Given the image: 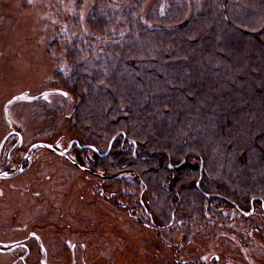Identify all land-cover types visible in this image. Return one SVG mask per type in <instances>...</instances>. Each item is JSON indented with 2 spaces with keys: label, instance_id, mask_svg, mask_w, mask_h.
<instances>
[{
  "label": "trees",
  "instance_id": "16d2710c",
  "mask_svg": "<svg viewBox=\"0 0 264 264\" xmlns=\"http://www.w3.org/2000/svg\"><path fill=\"white\" fill-rule=\"evenodd\" d=\"M87 22L107 43L73 39L62 83L103 186L185 238L213 199L264 205V0H94Z\"/></svg>",
  "mask_w": 264,
  "mask_h": 264
},
{
  "label": "rangeland",
  "instance_id": "374dc122",
  "mask_svg": "<svg viewBox=\"0 0 264 264\" xmlns=\"http://www.w3.org/2000/svg\"><path fill=\"white\" fill-rule=\"evenodd\" d=\"M155 1L164 5V0ZM93 4L94 0H0V139L16 129L24 145L45 141L66 149L72 138H78L72 127L77 100L62 81L70 74L66 56L73 39L96 50L107 43L89 28ZM55 89L66 91V96ZM22 92L32 100L13 103L5 114L4 104ZM92 156L82 152L83 164L88 166ZM34 157L35 164L17 182L25 185L31 176L39 182L29 192L9 193L8 199L31 202L19 209L20 216L31 205L45 208L50 229L42 231L50 243V264H264L260 205L244 214L213 199L203 211L204 226H196L187 238L180 232L157 235L142 223L149 224L142 208L119 197L113 188L109 192L103 181L100 188L99 178L42 148ZM119 178L126 181L132 176L121 173ZM36 190L43 195L35 196ZM143 201L151 211L149 192Z\"/></svg>",
  "mask_w": 264,
  "mask_h": 264
},
{
  "label": "flooded vegetation",
  "instance_id": "af4514ba",
  "mask_svg": "<svg viewBox=\"0 0 264 264\" xmlns=\"http://www.w3.org/2000/svg\"><path fill=\"white\" fill-rule=\"evenodd\" d=\"M56 90H64L55 89L54 91L61 94L62 96H66V91H64V95L60 92H57ZM6 103L3 107L5 114L7 113L8 107L13 104L12 103L6 105ZM36 143H44L48 146H38L33 148L29 152L30 147ZM81 147L82 146L79 144L78 138H72L66 149H60L55 144L45 141H36L24 145L22 135L16 129L9 130L0 139V264H50L52 254L50 243L47 236L42 231L50 229L48 220H46L45 216H43L45 208L40 204L36 206L31 205L30 208L28 207L26 215L20 216L19 209L23 206H29L31 202L27 203L23 201L25 199L23 198L22 201H14L15 203H13L8 199L10 197L9 193H16L18 192V190H23V193L29 192L30 188L34 185L36 186L35 183L39 182V179L36 178V176H31L30 181H28L25 185L20 184L19 181L17 182L18 178L29 172L32 166L35 164L36 159L34 157V152L38 148L45 149L52 155L62 158L73 167L99 178L100 186V183L105 180V175L102 172L92 169L91 162H89L88 166L82 164L81 153H78V148ZM73 148H75V151L72 158L70 157L69 152L73 151ZM19 150H22V153L19 157H17L16 152L18 153ZM58 151H65V155L67 157L60 154ZM93 151L97 156H104L108 154V152L105 153L106 150L104 152H100L98 151V149H96V151ZM13 156L14 158H12ZM92 157L90 159H92ZM81 167H84L86 169H81ZM100 188L103 187L100 186ZM109 190V192H113L111 189ZM34 195L37 197H41L43 193H40V191L36 190L34 192ZM23 197H26V194H24ZM112 198H114V196ZM108 199H110V196H108ZM111 202L113 203V199L111 200ZM10 204L13 205L9 206ZM140 205L144 210L143 215H149L143 201H140ZM254 207L255 206H252L248 210H245L239 208L237 205H233V208H235L238 212L244 214L249 212L251 208L253 211ZM261 209L264 212V205L262 204ZM172 221L173 218L170 222ZM142 223L149 229H156L157 226L152 221V216H150L149 224L143 220ZM52 224H54V222H52ZM42 225L43 227H41ZM157 235L159 234L157 233Z\"/></svg>",
  "mask_w": 264,
  "mask_h": 264
},
{
  "label": "water",
  "instance_id": "95a60500",
  "mask_svg": "<svg viewBox=\"0 0 264 264\" xmlns=\"http://www.w3.org/2000/svg\"><path fill=\"white\" fill-rule=\"evenodd\" d=\"M57 92H60V93H62V94H64L65 95V92L64 91H61V90H56ZM20 100H32V97L31 96H28L27 95V93L26 92H22V93H20V94H18V95H15V96H13L9 101H11V103H9V101L6 103V105L7 104H12V103H14V102H17V101H20ZM5 105V106H6ZM114 140V138H112L111 140H110V142H109V144H108V147L106 148V151H105V153H107L108 151H109V149H110V145H111V143H112V141ZM38 146H48V145H46V144H44V143H36V144H33L31 147H30V149H29V152L33 149V148H35V147H38ZM89 148H91V149H93V150H95L96 151V148H94L93 146H89ZM60 154H62V155H64L65 157H67L66 155H65V151H58ZM184 160H182L181 162H183ZM78 167H80V166H78ZM171 167V166H170ZM81 169H86V168H84V167H81ZM199 171H200V177H201V173H202V160H200V167H199ZM198 184V183H197ZM196 184V185H197ZM252 212V208L249 210V212H247V214H250Z\"/></svg>",
  "mask_w": 264,
  "mask_h": 264
},
{
  "label": "snow or ice",
  "instance_id": "6c2138e0",
  "mask_svg": "<svg viewBox=\"0 0 264 264\" xmlns=\"http://www.w3.org/2000/svg\"><path fill=\"white\" fill-rule=\"evenodd\" d=\"M9 103H11V101H9Z\"/></svg>",
  "mask_w": 264,
  "mask_h": 264
}]
</instances>
